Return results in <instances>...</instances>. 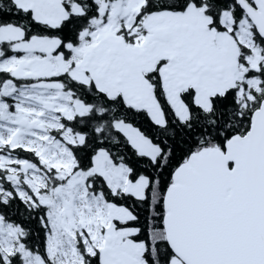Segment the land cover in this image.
Listing matches in <instances>:
<instances>
[{"label":"snow or ice","instance_id":"6c2138e0","mask_svg":"<svg viewBox=\"0 0 264 264\" xmlns=\"http://www.w3.org/2000/svg\"><path fill=\"white\" fill-rule=\"evenodd\" d=\"M0 264H264V0H0Z\"/></svg>","mask_w":264,"mask_h":264}]
</instances>
